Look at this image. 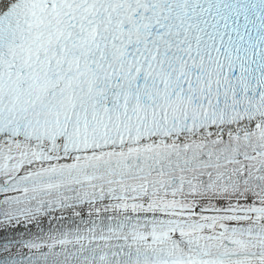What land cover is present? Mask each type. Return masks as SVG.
Listing matches in <instances>:
<instances>
[{"label": "snow or ice", "instance_id": "6c2138e0", "mask_svg": "<svg viewBox=\"0 0 264 264\" xmlns=\"http://www.w3.org/2000/svg\"><path fill=\"white\" fill-rule=\"evenodd\" d=\"M0 264H264V0H0Z\"/></svg>", "mask_w": 264, "mask_h": 264}]
</instances>
